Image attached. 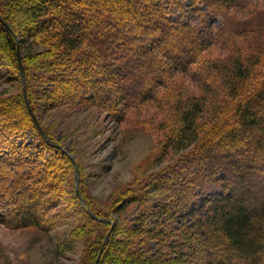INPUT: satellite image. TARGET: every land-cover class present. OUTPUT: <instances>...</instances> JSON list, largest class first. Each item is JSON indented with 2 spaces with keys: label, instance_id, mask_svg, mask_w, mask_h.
Here are the masks:
<instances>
[{
  "label": "trees",
  "instance_id": "trees-1",
  "mask_svg": "<svg viewBox=\"0 0 264 264\" xmlns=\"http://www.w3.org/2000/svg\"><path fill=\"white\" fill-rule=\"evenodd\" d=\"M164 1L0 0V78L12 70L20 84L11 100L0 99V135L9 130L13 136L16 121L19 127H32L45 145L62 149L44 128L45 136L40 133L34 118L27 65L33 56L21 46V29L29 27L31 36L49 38L47 62L69 75L84 64L83 73L95 71L97 59L111 77L94 75L96 83L88 82L94 105L121 125L162 134L156 161L170 152L191 150L186 164L195 172L176 161L167 167L169 175L156 171L144 184L124 189L123 203L141 200L145 184L172 203L176 196L188 201L207 175L222 169L228 176L229 193L191 224L174 228L173 216H165L166 204L157 208L159 225L149 237L159 238L162 251L149 254L144 242L120 257L117 222L94 207L81 188L80 163L66 154L81 209L95 224L107 226L87 264H95L98 256L96 264H264V6L255 0H203L210 14L223 19L211 33L169 19ZM144 108L153 114L147 116ZM11 138L0 141L8 150L0 156V223L49 231L55 226L48 212L58 204L57 192L52 193L58 174L52 164L45 165L43 177L34 168L22 170V153ZM176 184L181 191L173 188ZM140 226L122 229L130 236L148 232Z\"/></svg>",
  "mask_w": 264,
  "mask_h": 264
},
{
  "label": "rangeland",
  "instance_id": "rangeland-1",
  "mask_svg": "<svg viewBox=\"0 0 264 264\" xmlns=\"http://www.w3.org/2000/svg\"><path fill=\"white\" fill-rule=\"evenodd\" d=\"M255 3L258 7L264 6V0H255ZM163 5L167 8L169 19L196 25L203 32L214 33L223 23L222 16L208 12L203 0H165ZM33 33L34 30L29 27L21 29L22 50L33 56L27 65L29 97L36 111L34 118L41 129L40 133L45 136L42 131L44 128L60 143L62 149L45 145L32 127L26 124V127H19L16 121L18 128L13 136L9 130L3 131L0 141L8 142L9 136L10 139L13 137L16 148L22 153L19 163L22 170L34 168L38 171H35L37 176L43 177L41 171L45 170V165L52 164V168H55L53 171L58 174L59 182L56 187H52V193L57 192L55 201L58 204L48 212L49 220L55 226L49 231H41L34 228L12 229L0 223V264H87L92 256L97 247L96 240L107 226L95 224L81 209L72 185L73 168L66 154L74 162L78 160L80 163L81 188L94 207L109 212L117 222L116 237L122 240L119 256L144 242L147 253L162 251L159 238L149 237L150 232L152 235L159 225L157 208L166 204L169 213L165 216H173L170 221L174 228L184 223L191 224L195 218L207 215L220 196L229 193L227 173L221 169L215 175H207L203 184H196L188 201L176 196V203H172L169 197H164L160 191L145 184L142 185L144 195L141 200L123 203L124 189L144 184L147 177L156 171L169 175L167 167L173 163L180 161L177 164L186 165L189 173L195 172L194 166L186 164L189 161L187 154L191 150L170 152L156 161L164 144L162 134L155 130L150 132L147 130L149 127L142 130L133 124L121 125L112 120L102 107L94 105L95 96L89 93L88 82L95 81L94 75L103 78L110 76L104 67L97 65V59L93 63L95 71L89 69V74L83 73V67L86 68L84 64L80 65L82 69L69 75L62 66L54 67L51 62H47L50 54H44L51 48L49 38L44 35L31 36ZM219 52L216 50V53ZM8 71V75L0 78V99L4 100H11L20 90L17 77L12 70ZM144 109L149 113L147 116L153 114L151 109ZM2 144L0 156L8 151ZM74 177L78 191V168ZM179 183H182L181 178ZM173 188L178 190L181 187L176 184ZM129 224L141 225V229L149 233L136 232L133 236L125 234L122 228ZM162 253L168 254L165 250ZM194 264L201 262L196 261Z\"/></svg>",
  "mask_w": 264,
  "mask_h": 264
},
{
  "label": "water",
  "instance_id": "water-1",
  "mask_svg": "<svg viewBox=\"0 0 264 264\" xmlns=\"http://www.w3.org/2000/svg\"><path fill=\"white\" fill-rule=\"evenodd\" d=\"M5 24V23H4ZM6 26H7V24H5ZM8 27V26H7ZM20 69H21V73H22V75H23V67H22V65H20ZM76 182H77V180H76ZM97 261H98V259H96V261H95V264L97 263Z\"/></svg>",
  "mask_w": 264,
  "mask_h": 264
}]
</instances>
